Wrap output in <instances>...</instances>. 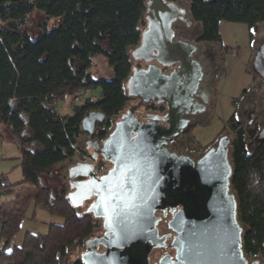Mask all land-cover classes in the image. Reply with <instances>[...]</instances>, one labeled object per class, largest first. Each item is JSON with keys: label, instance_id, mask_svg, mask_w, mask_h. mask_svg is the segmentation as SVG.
<instances>
[{"label": "trees", "instance_id": "16d2710c", "mask_svg": "<svg viewBox=\"0 0 264 264\" xmlns=\"http://www.w3.org/2000/svg\"><path fill=\"white\" fill-rule=\"evenodd\" d=\"M189 1L191 17L201 25V42L217 43L221 22L250 28L264 22V0ZM147 2L0 0V126L18 143L24 175L17 184L0 175V264H60L69 248L83 244L99 227L92 215L72 206L66 192L53 196L42 181L52 180L57 166L77 155L82 120L89 112H102L103 128L109 130L133 99L126 82L133 70L131 50L141 42ZM35 10L63 21L52 29L42 23L41 33L32 39L24 26ZM99 57L111 77L92 73ZM96 89L100 95L94 98L91 91ZM85 90L90 95L71 114L55 110V102ZM230 121H236L235 115ZM234 128L232 190L245 227L244 252L249 259H264V138L249 153L245 130L236 124ZM26 184L36 186L35 193L22 194ZM31 205L63 219V224H49L43 235L27 233L21 246L9 248ZM73 264L84 263L78 259Z\"/></svg>", "mask_w": 264, "mask_h": 264}, {"label": "water", "instance_id": "95a60500", "mask_svg": "<svg viewBox=\"0 0 264 264\" xmlns=\"http://www.w3.org/2000/svg\"><path fill=\"white\" fill-rule=\"evenodd\" d=\"M177 21L192 25L190 11L178 2L148 0L141 42L131 50L133 64L156 61L177 69L169 74L155 64L133 69L126 82L127 94L139 102L121 115L104 140L87 148H93L87 161L68 168V200L76 209L91 201L85 214L103 224V236L87 241L81 252L84 264H150L154 249L168 247L175 255L164 254L155 264L260 263L244 252L245 227L232 190L230 137H222L217 148L197 160L168 146L187 129L189 120L184 116L205 112L210 102L198 95L205 75L196 58L199 47L175 39ZM261 54L264 60V46ZM153 102L164 104L166 115H150L141 122L138 109ZM105 119L102 112H89L82 120V131L93 136ZM98 156L112 165L106 173L95 171ZM97 189L103 190V197ZM168 214L172 217L167 227L175 233L170 245L172 235H160L158 227Z\"/></svg>", "mask_w": 264, "mask_h": 264}, {"label": "rangeland", "instance_id": "374dc122", "mask_svg": "<svg viewBox=\"0 0 264 264\" xmlns=\"http://www.w3.org/2000/svg\"><path fill=\"white\" fill-rule=\"evenodd\" d=\"M183 9L190 11L189 0H177ZM63 19H48L44 12L35 10L32 12L24 26L32 39H36L42 31L40 26L46 23L48 29L59 26ZM146 27V22L142 28ZM201 25L193 21L191 32ZM178 38H191L182 33L181 25H176ZM220 40L217 43H201L199 58L211 65L212 74L208 77L206 89L213 95V101L207 111L204 119L198 124L191 134L179 138L176 142V150L189 152L195 150L202 154L217 143L219 137L228 136L231 140L236 137L234 124L243 128L246 133L249 153H253L257 143L264 138V62L262 58V48L264 46V22L256 24L250 28L246 24L221 22ZM202 54H207L203 57ZM214 57L211 61L208 56ZM92 73L96 78H109L111 71L102 58H97L92 68ZM100 89L91 91L92 97H98ZM68 101V100H66ZM66 101H58L56 109L63 115L72 113L71 109L66 107ZM83 104V103H82ZM136 104L131 101L127 108ZM145 112L139 111V116L144 117ZM235 115L236 121L231 123L232 116ZM88 139L84 134L78 140L77 157L67 160L58 166L52 173V180H43L42 186L51 188L52 195L57 196L62 192H70L68 185V168L76 162L88 160L87 155L92 153L85 146V140ZM36 146L34 147L35 150ZM232 149V145H231ZM191 152V151H190ZM22 152L17 141L0 126V174H4L9 184H17L24 180V175L20 166ZM85 156L86 158H83ZM65 163V164H64ZM95 163L102 164L100 160ZM22 194L25 196L35 193L36 186L25 185ZM18 194V193H17ZM13 197L15 195H12ZM88 204L78 208L79 213L86 211ZM101 224L100 221H96ZM49 224H63V219L53 216L41 208L33 205L29 206L25 212V218L21 223L20 232L13 238L9 248L19 247L23 244L27 233L43 235L48 232ZM98 228L94 233L98 232ZM85 251V242L75 244L69 248L67 255L61 258L60 264H73L80 259L81 252ZM264 260L263 258H260Z\"/></svg>", "mask_w": 264, "mask_h": 264}, {"label": "flooded vegetation", "instance_id": "af4514ba", "mask_svg": "<svg viewBox=\"0 0 264 264\" xmlns=\"http://www.w3.org/2000/svg\"><path fill=\"white\" fill-rule=\"evenodd\" d=\"M176 25H181L182 27V33L183 31H186V34H188V36L192 37V39L190 38H187V39H184V38H178L177 37V34H178V30L176 28ZM190 27L191 25H189L188 23L186 22H183V21H177L173 28L175 29V39H178V40H183V41H186V42H189V43H194V44H197L198 47L200 46L201 43H209V42H201L199 40L200 38V34L198 31H192L190 30ZM201 33V32H200ZM200 48V47H199ZM200 51V49H199ZM203 57H205V55L207 54H202ZM210 58L211 61L214 60V57L211 56V54H208V56ZM196 58L201 62V64L203 65L204 69H205V75H204V78H203V81L201 82V85H200V89H199V99L200 100H203V96L207 97V98H210L209 99V104L207 105L206 107V110L205 112L203 113H197L195 115H187V116H184V119H187L189 120V124H188V127L187 129L184 131V133L180 136H178L177 138L171 140L168 144L169 147H171L177 154L181 155H188L190 156L191 158H193L194 160H197L199 159L201 156H203L208 150L212 149V148H217L218 146V143H219V140L222 138V137H219L217 140V143L212 146L211 148H209L206 152L202 153V154H199L196 150L194 152H192V150H189V152H182V151H178L176 150V142L179 138L185 136V135H189L191 134V132L193 131V129L202 122V120L204 119L207 111L209 110L210 108V105L212 104V101H213V95L206 89V84L208 83V77L212 74V69L209 67V64L207 63H204L200 58L199 56L197 55ZM264 62V60H263ZM151 64H155V65H158L159 67H161V70H162V73L164 74H169L173 71H175L177 69V65H173L171 67H163L161 65H159L156 61H151V62H145L143 60H139V61H136L135 65L133 64V69H147V67ZM213 75V74H212ZM131 101H136V104L139 102L138 99H132ZM134 104V105H136ZM131 107V106H130ZM129 109V108H128ZM140 110H143L145 112L144 114V117L141 118V116H139V111ZM198 112V111H197ZM167 113V108L164 104H157L155 102L153 103H145L142 107H140L137 111V117L139 118V120L141 122H147L148 121V117L150 115H156V116H159V117H163L165 116ZM121 116L120 117H116L112 120V127L107 130L105 128H103L104 126V123L106 122V119L104 122H102L101 124H97L96 126V129H95V133L93 136H90L88 133H84L85 136H87L88 139H86L84 142L86 148H89V146H92L93 145V142L94 141H102L104 140L107 135L109 134V132L111 131V129L114 127V124L116 122H118L120 120ZM160 123H163V121H160ZM103 135H105V137L103 138ZM231 140V138H230ZM232 141L231 140V144H230V148H231V145H232ZM92 150V154H88L87 156L88 157H91L93 155V148H90ZM191 151V152H190ZM78 155H76L77 157ZM83 158H86L85 156H82ZM97 160H100V162H102V172L101 173H106L107 171H109L111 168H112V165L108 162H105L101 156H98ZM96 160V161H97ZM84 161H87V160H84ZM91 201H89L88 204H90ZM87 208V207H86ZM159 217H162V213H158ZM171 214H168V217L167 218H164L158 225L159 229H160V235H166V234H171L172 237L170 239H168L167 241V245H170L171 242H172V239L173 237L175 236V233H173L172 231H170L167 227V222L171 219ZM96 221H100L101 224H98L99 227H98V232L95 234L93 233L86 241H85V244L87 241H89L90 239H93L95 237H99V236H103V233H104V230H103V224H102V221L101 220H98V219H95ZM104 248L103 247H99L98 248V251L99 252H104ZM172 254L173 256L175 255V251L174 250H171L169 247L168 248H160V249H154L152 251V253L149 255V260H150V264H155V263H158L159 259L164 255V254ZM248 258V257H247ZM249 259V258H248ZM254 259H257L260 261L259 264H264V260H261L260 258H253V259H250L251 261L254 260Z\"/></svg>", "mask_w": 264, "mask_h": 264}, {"label": "built area", "instance_id": "2783aa9c", "mask_svg": "<svg viewBox=\"0 0 264 264\" xmlns=\"http://www.w3.org/2000/svg\"><path fill=\"white\" fill-rule=\"evenodd\" d=\"M90 95V91L85 90L79 94L73 95L71 97H69L68 101H67V106L68 108H70L72 111L74 110V108L78 105H81L84 100ZM95 171L98 174H101L102 169L100 167V164L95 163Z\"/></svg>", "mask_w": 264, "mask_h": 264}, {"label": "crops", "instance_id": "0c3cea01", "mask_svg": "<svg viewBox=\"0 0 264 264\" xmlns=\"http://www.w3.org/2000/svg\"><path fill=\"white\" fill-rule=\"evenodd\" d=\"M68 99H69V98H67L66 100H68ZM66 100H65V101H66ZM57 102H58V101H57ZM57 102L54 103L55 110H56L60 115H63V114H61V113L56 109V103H57ZM66 107L68 108V106H67V101H66ZM68 109H70V108H68ZM3 128H4V127H3ZM4 130H5V132L8 133V131H7L5 128H4ZM8 134H9V133H8ZM75 157H76V156H75ZM69 162H70V160H69ZM64 164H65V163H64ZM60 165H62V164H60ZM60 165H59V166H60ZM70 167H71V166H70ZM57 168H58V166H57ZM55 170H56V169H55ZM0 175H4V174H0Z\"/></svg>", "mask_w": 264, "mask_h": 264}, {"label": "snow or ice", "instance_id": "6c2138e0", "mask_svg": "<svg viewBox=\"0 0 264 264\" xmlns=\"http://www.w3.org/2000/svg\"><path fill=\"white\" fill-rule=\"evenodd\" d=\"M128 171H131V169H128ZM97 191H100L102 193V197H103V190L102 189H97Z\"/></svg>", "mask_w": 264, "mask_h": 264}]
</instances>
